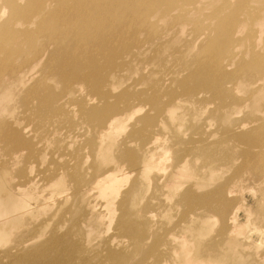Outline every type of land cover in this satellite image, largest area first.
<instances>
[{
    "label": "bare ground",
    "instance_id": "bare-ground-1",
    "mask_svg": "<svg viewBox=\"0 0 264 264\" xmlns=\"http://www.w3.org/2000/svg\"><path fill=\"white\" fill-rule=\"evenodd\" d=\"M209 1L215 3L217 0H0V15H4V22L0 24V116L8 115L11 112L9 103L16 100V108H22L30 116L35 112L36 119L41 118L40 115H47L44 122L54 125L61 117L69 114L67 108L76 97H83L92 105L85 107L92 131L103 138L112 136L110 132L125 129L128 123L126 121L139 111L137 106H132L137 99L147 105L152 104L155 109L159 107L161 95L169 100L161 111L163 115H173L174 104L185 101L206 109L207 104L202 95L211 92L222 101L216 113L222 114L223 119L229 117L236 103L247 104L260 113V117L252 122L240 121L236 129L219 132L226 134L225 141L221 142L215 139L217 133L214 130L205 132L208 125L204 131L201 130L203 135L200 140L184 139L175 133L172 141L177 146L183 145L180 151L175 145H165L166 138L158 136L159 131H169L166 125L165 129L156 128L158 135L155 133L154 138L147 142L142 140L139 145L135 139L143 137L141 133L145 130L137 128L138 122H147L151 117L146 115L136 122L126 138L115 146V151L119 153L115 160L139 170L143 177V181L137 186L135 199L138 197V204L135 211L130 210L131 194L128 191L122 193V200L115 208L116 196L121 193L122 188L111 181L117 179L114 172H120L122 167L118 171L107 169L102 172L99 169L91 176L89 172L82 171L81 161L76 159L74 167L52 174L49 178L44 177L43 182L26 180L22 171L18 177H24L25 181L14 184L7 182L10 185V195H13L14 208L19 209L18 213L12 215L31 213L32 204L42 205L48 197L53 196V192L72 186L73 193L67 199H72L71 207L73 204L74 206L65 210L58 220L62 224L69 222L78 230L86 228L83 238L88 241L92 234L90 231L102 233L104 230L98 211L107 210L111 215L117 214V235L104 242L106 255H99L97 259L91 260L79 257L82 255V240L77 242L68 234L58 236L55 231L49 243L33 245L28 251H22L21 246L33 241L32 238L38 232L32 228L36 222L31 219L28 221L29 218L25 220V228H28L22 236L14 232L17 225H12L8 230L5 228L7 223H2L0 239L7 237L3 236L6 232L14 233L16 240H13L11 248L0 252V264H4L2 260L5 259L7 264H123L127 255L112 245L117 236L127 238L136 245L141 253L142 264L147 258L153 259L154 264H264V250H260L264 245V61L257 59L258 56L261 59L264 56V46L257 50L253 43L252 48L257 52L253 55L257 57L254 63H240L241 70L246 64L251 66L242 70L243 74L237 78L227 74L222 62L232 43L239 45L238 33L245 30L240 12L230 18L225 16L228 6L243 9L244 15L250 12L252 2L258 3V0H223V8L216 9L219 23L216 24V29H213L215 24L210 23L202 31L200 26L196 27L195 32L187 36L184 25L188 19L200 21L202 17L204 21H209V17L204 14V7ZM252 16L253 23L264 24V9L250 12V17ZM84 30L87 33L84 34ZM206 30L216 31L217 34L213 36ZM263 33L255 30L254 36L261 38ZM108 35L113 37L106 43ZM102 36L104 43L99 40ZM177 40L188 45V52L198 46L196 63L199 65H196V69L199 71L203 66H209L213 75H208L207 68L206 73L202 69L200 82L195 87H190L187 78L179 76L181 77L185 67L193 65L196 58L193 55L192 60L181 61L175 56V66L180 65L178 72L174 73V68L168 70L165 80L154 79L149 90L139 92L132 87L117 95L114 103H109L112 90L108 88L125 84L129 77L143 72L147 51L151 50L153 57L160 59L161 68L167 69L162 52L165 46ZM89 41L98 43L96 51L100 56L97 58L87 56ZM239 53L230 59L227 67L247 54L241 52L239 57ZM146 78L148 77L142 74L132 82L133 86L142 85L140 82ZM162 84L174 86L162 89ZM178 88H183L182 96L178 95ZM20 92H23L22 97ZM236 93H242L243 96L237 97ZM30 103H34V111L29 110ZM104 131L106 134L102 137ZM1 141L16 147L25 144L22 133L9 120L0 121ZM105 142L106 138L100 142L101 150L105 149ZM222 143L231 144V148H224L228 153L223 157L219 155L218 148ZM134 144L138 146L140 156L127 148V145ZM10 152L14 158L20 155L14 150ZM165 152L173 153L170 169L160 167ZM199 160L204 161V167L200 170L210 168V172L203 182L194 183L198 187L196 190L186 181L190 182L193 176L198 177L194 164ZM257 160H260L262 167L259 171L253 169L250 172L257 183L258 187L255 186V189L260 193V202L259 208L252 213L244 206V193L241 192L246 187L244 168L253 167ZM6 164L10 168L13 166L11 161ZM93 169L95 168L90 171ZM231 169L233 173L229 176ZM150 185L155 190L151 203L146 199L145 191ZM94 193L102 195L104 199L99 209L97 205L89 203ZM40 200H43L42 203ZM154 200H157V204H154ZM176 207L184 208L182 217L189 219L179 235L173 233L176 224L170 214ZM157 209L161 210L158 212L160 216L152 227H144L141 223V230L129 228L126 220L129 214L138 216ZM241 210L247 218L244 224L238 220ZM217 223L219 228L215 229ZM191 226L200 235L206 236L207 232L211 235L206 246L204 240L200 241L201 238L196 235L189 238L188 235L193 230ZM22 237L29 238L21 239ZM193 243L197 245L196 258H193L190 246Z\"/></svg>",
    "mask_w": 264,
    "mask_h": 264
},
{
    "label": "rangeland",
    "instance_id": "rangeland-1",
    "mask_svg": "<svg viewBox=\"0 0 264 264\" xmlns=\"http://www.w3.org/2000/svg\"><path fill=\"white\" fill-rule=\"evenodd\" d=\"M258 3L256 1L252 2V6L250 5V12H253L254 10H261L264 9V0H258ZM138 3V1H136ZM223 0H217L215 3H211L210 1L208 4L204 7V14H206L209 17V21H204V18H200V21H196L194 19H188L187 24L184 25V32L186 35L193 34L196 27H201L200 31H202L203 28H207V26L212 23L215 24L214 30L216 29L217 23V16H216V9L223 8ZM228 10L225 14L226 17L230 18L232 15H234L236 12H240V17H242V20L245 24V30L240 33H238V38L240 40L239 45H235L232 43L230 51L227 53L225 57V61H222L224 63V67L227 69V74L233 76L234 78H237L241 76L243 73L241 71H245V69L254 63V60L257 56H254L253 43L255 45V48L257 50H261L264 46V33L261 35V38H256L254 36L255 30H258L259 32H264V24H256L253 23L252 17H250L249 13H242L243 9H237L233 7V9L228 6ZM4 15H0V24L1 22H4ZM221 19V18H219ZM116 30V29H115ZM208 33L211 32V34L214 36L217 34L216 31L212 30H206ZM89 32V31H88ZM87 33V31L84 30V34ZM93 33V31L91 32ZM100 34V33H95ZM210 35V34H209ZM247 36H249L247 39ZM113 36H107L106 37V43L110 42ZM194 37H196L194 35ZM255 37V40H254ZM191 39V38H190ZM101 42L103 41V36L101 39H99ZM85 43V41H84ZM97 43V42H96ZM93 41H89L88 46L86 47L87 56L92 58H97V56H100V54L96 51L98 47V43L96 44ZM190 43V42H189ZM188 43V44H189ZM223 43H226L225 40H223ZM193 46V45H192ZM191 46V47H192ZM155 47V46H154ZM166 48L162 52V56L166 59L167 62V69L161 68V61L159 58L153 57L152 51H147L144 56L145 66L143 68V72L140 71L139 74H136L134 76L129 77L125 84H120L119 86H116L114 88H108V90H112V95L110 96L109 103H114V100L117 95L122 94L126 90L131 89L134 87L136 91L139 92H145L149 90V88L152 87V83L154 82V79L156 78H165L168 74V70L171 71L173 69L174 73L178 72L177 68L179 66H175V56L179 58L181 61L183 60H192L193 55L195 56V61L193 65L190 67H185L184 72L182 73L181 77L179 78H187V82L190 85V87H195L196 84L200 82V76L202 75V69L207 72L208 69V75L212 76L213 71L209 66L202 67L199 69V71L196 69V65H199L197 60V53L199 52L198 46L193 47L191 52H188L187 47L183 42H180V40H177L176 42H172L168 46H165ZM190 47V48H191ZM189 48V49H190ZM153 50V49H152ZM231 52V53H230ZM244 52L247 53L244 56L240 57V53ZM239 53V57L237 60L233 62L229 67H227L230 59L237 55ZM257 59H260L264 61V56H262V59L258 56ZM20 63V61L18 62ZM240 63H247L241 68L239 67ZM260 64V63H259ZM147 68V69H146ZM207 68V69H206ZM182 71V70H181ZM246 73H248L246 71ZM144 75V77H148L140 82V86H133L132 82L134 80H137L140 76ZM240 74V75H239ZM245 74V73H244ZM175 76V75H174ZM178 78V76H176ZM245 78V76H243ZM165 80V79H164ZM163 80V82H164ZM163 88L165 89L167 87H173L174 84H162ZM153 89L150 90V94L152 93ZM183 88H178L177 92L178 95L182 96ZM24 92V91H23ZM23 92L21 93V97L23 95ZM185 96V95H184ZM237 97L243 96L242 93H236ZM202 97L205 98V103L207 104L206 109H200L196 104L191 103L190 101L184 102L182 104H174V110H172L173 115H163L162 110L167 105V98L164 95H161L159 99V107L153 108L152 104H145L140 99L135 101L132 106H137L139 108V111L134 114L131 119H129L126 125L125 129L121 130L118 129L116 132H110L112 133V136L109 137H103L106 132L102 134V137H98V134H95L92 131L91 123L88 119V116L86 114L85 107L92 106L89 101H86L83 99V97H76L73 100V104L68 107L67 105V111L69 112L68 115H64L60 118L54 125H49L47 122H44L46 120L47 115H40L41 118L36 119L34 117L35 112H32L31 116L28 112H24L22 108H16V100L9 103V106L11 108V112L8 115L0 116L1 120H9L10 124L14 125V128L22 133V138L25 142V144L20 145L19 147L13 146L9 144L6 141L0 142V224L7 223L5 225L6 229H11L13 226L16 227L17 230L14 229V232H17L18 236H22L23 232L26 226L24 225L25 220L28 221L31 219L35 225L32 226V228L38 230L35 237H33V241L26 242L24 245H22V251H28L33 245L37 244H46L51 241V237L53 234V231H55L56 235L58 236H65V235H72L75 239V241L78 242L82 240V255L79 257L88 258L91 260L97 259L99 255H106V247L103 246L104 242L106 240H109L113 238L115 235H117V227H116V217L117 214L111 215L107 210H99L98 212L100 215V223L103 227L102 233H99L98 231H90L91 237L87 241L85 238H83L84 234V227L81 229L73 228L72 225L69 222H65V224H62L61 220H58L62 213H64L65 210L71 207V201L72 199L69 198L73 193V187L68 186V188L63 187L61 190H58L56 192H53V196L48 197L46 199V203L43 202V204H39L37 202V205H31V213H22L21 215H12L13 213H18L19 209L14 208V200L13 195H10V185L8 186L7 182L14 183H21L25 181V179L33 180L35 182H43L44 177L49 178L52 174H58L62 173L66 168H72L76 165V159H79L81 161V168L82 171L89 172V174L92 176L93 173L100 169V171H106L107 169H117L118 171L121 168L120 172H114V175L117 177V179L112 180L113 184H119L122 188L121 193L117 194L115 202V208L117 207L118 203L122 200V193L128 191L129 196V207L131 211H135L137 208V186L141 184L143 181L142 174H140L139 170L131 169L128 165L120 164L118 161H116V155L118 156V151H115V146H117L123 139L126 138V136L129 134V132L132 130L133 126H136V122L144 118L146 115L150 116L151 119L147 122L140 121L138 122L137 128H144V132L141 133L143 137H138L135 139V141L141 145L142 140L144 142L149 141L150 139L154 138L155 133L158 135L156 128H164L169 127L168 130H164V132L159 131L158 136H164L166 138L165 145L171 144V146L176 148H180L179 151L182 149L183 145L177 146L176 142L172 141V136L176 133L177 136L184 138V139H199L202 137L203 132L201 130L205 129V126L208 125L209 128H206L205 132L210 133V130H214L216 134L215 139L221 141H225L224 138L226 137V134L219 133L222 130H233L236 129V125L240 121H247L252 122L253 119L259 118L260 113L258 111H254L251 106H248L247 104H238L236 103L235 109L230 113L229 117H225L224 119L221 117V115H218L216 113V109L218 105L222 102L214 96V94L211 93H205L202 95ZM144 98V97H143ZM188 98V97H185ZM146 99V98H145ZM184 99V97H183ZM228 99V98H227ZM147 100V99H146ZM185 100V99H184ZM229 101V99L227 100ZM6 103V102H3ZM101 105V104H99ZM204 106V104L202 105ZM29 110L34 111L35 105L34 103H30L28 105ZM71 111H69V110ZM261 110V109H259ZM85 115V116H84ZM35 120H34V119ZM124 120V119H123ZM167 123L168 126H167ZM157 125L158 127H156ZM174 132V133H173ZM101 138V139H100ZM106 138V144L105 149L101 150L100 148V142L105 140ZM162 142V140L160 139ZM160 142V143H161ZM112 143V144H110ZM114 146V149H113ZM225 147L231 148V144L229 143H222L219 144V155L221 157L225 156L228 151L224 149ZM127 148H129L130 151H132L135 155L140 156L141 152L137 145H127ZM10 150H14L20 155L16 158H14L11 155ZM174 153V151H173ZM173 153L165 152L164 159L162 163L160 164V167H167L170 169L169 166L172 164V158L171 156ZM175 155V154H174ZM12 158H11V157ZM12 162L13 166L10 168L9 165H7V162ZM195 172L199 173L198 177L193 176L190 182L186 181L190 186H192L193 189H198L197 186L194 185V183L203 182L205 176H207L210 172V168L201 169V167H204V161L199 160L196 164H194ZM262 167V164L260 160H257L254 162L253 167H245L243 171V175L245 177L246 187L244 190H242L241 194L244 193L243 201L244 206L249 209L252 213L255 212L259 206L260 202V193H258L255 189V186H257V183L254 182L253 175L250 171H253V169L259 171V169ZM93 169L90 171V169ZM25 173V179L24 177H18V175L21 172ZM233 173V169L228 173L230 176ZM227 175V176H228ZM202 176V178H201ZM7 183V186H6ZM109 183V181L107 182ZM136 183V185H135ZM135 185V186H134ZM36 188H39V186L34 185ZM251 186V188L249 187ZM254 186V187H253ZM1 187H3L1 189ZM5 187V188H4ZM258 187V186H257ZM4 189V191H2ZM255 189V190H254ZM248 190V192H247ZM255 192H254V191ZM3 194H2V192ZM146 199H149V203L152 202V197L155 196V190L151 187V185L146 189ZM5 192V194H4ZM7 192L9 194H7ZM50 192V191H49ZM256 193L254 196L253 194ZM11 196L10 198H8ZM5 197V198H4ZM248 199V200H247ZM43 200H40L39 202L42 203ZM89 203L97 205V208H100V205L104 203V199L102 195L95 194L94 196L89 200ZM157 204V200H154V204ZM41 205V206H40ZM60 205V206H59ZM258 206V207H257ZM157 207V206H156ZM149 210V209H148ZM161 210L149 212L148 214H132L128 216V226L129 228H139V224H143L144 227L150 228L154 224L155 220L159 218L158 212ZM244 211L241 210L238 214V220L240 223L244 224L247 220ZM119 213V212H118ZM133 213V212H132ZM241 213V215H240ZM171 216H173V221L176 224L173 227V233L175 235H179L180 231L185 227L186 222L189 220L187 218H183L184 214V208L182 207H176L170 212ZM63 215V214H62ZM25 218H24V217ZM52 216V217H51ZM119 216V214H118ZM23 217V218H22ZM69 217V216H68ZM78 217V216H77ZM242 217V218H241ZM19 223H18V219ZM70 218V217H69ZM17 219V220H14ZM245 219V220H244ZM30 220V221H31ZM17 221V222H16ZM23 221V222H22ZM14 222V223H13ZM13 223V224H12ZM16 223V224H15ZM18 223V224H17ZM138 223V224H137ZM180 224V225H179ZM9 225V226H8ZM11 225V226H10ZM13 225V226H12ZM187 226L189 227V222L187 223ZM11 227V228H10ZM193 230L189 236V238H192L193 236H197V238H201L200 241L204 240L205 246L209 243V240L211 238V235L207 232L206 236L200 235L199 232H196V229L191 226ZM219 228V224L217 223L215 229ZM19 229V230H18ZM141 230V229H140ZM188 232V233H190ZM4 235H7V237H4L3 239H0V252L11 248L14 245V241L16 239V235L14 233H4ZM11 235V236H10ZM118 237V236H117ZM114 239L113 246L117 247V250L120 252H123L124 255H127V259H123V264H142L140 262V252L136 249V245L133 244L132 241L128 240L127 238H117ZM29 237H22L21 239H28ZM14 240V241H13ZM121 242V243H120ZM120 243V244H119ZM177 244V243H174ZM121 245V246H119ZM193 250V258H196L197 250H196V244H190ZM49 248V245L47 246ZM199 248V245H198ZM122 249V250H121ZM264 250V245L260 247V250ZM122 255V254H121ZM150 257V254L149 256ZM4 264H7V260H2ZM108 261H106L107 263ZM155 262V261H154ZM153 259H146L143 261V264H154ZM251 264V263H250Z\"/></svg>",
    "mask_w": 264,
    "mask_h": 264
}]
</instances>
